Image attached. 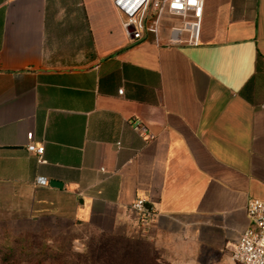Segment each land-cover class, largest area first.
<instances>
[{
	"label": "crops",
	"instance_id": "1",
	"mask_svg": "<svg viewBox=\"0 0 264 264\" xmlns=\"http://www.w3.org/2000/svg\"><path fill=\"white\" fill-rule=\"evenodd\" d=\"M122 19L112 0H0V238L84 230L226 264L264 202V0H204L197 46L131 41Z\"/></svg>",
	"mask_w": 264,
	"mask_h": 264
},
{
	"label": "built area",
	"instance_id": "2",
	"mask_svg": "<svg viewBox=\"0 0 264 264\" xmlns=\"http://www.w3.org/2000/svg\"><path fill=\"white\" fill-rule=\"evenodd\" d=\"M204 0H112L114 8L123 16L121 26L131 41H139L151 35L158 43L179 44L186 37L189 45L197 46ZM176 23L166 21H173ZM166 30L167 38L162 31ZM122 94V90L118 91ZM133 130L145 136V129L139 123H133ZM151 138V137H150ZM25 149L36 158L38 164H44L43 144L33 141L32 133L26 134ZM36 183L44 186L46 180L37 178ZM145 200L137 198L130 206V212L137 217L139 224H145L151 214L144 208ZM248 227L240 235L237 244L230 253L235 264H264V202L251 200L245 209Z\"/></svg>",
	"mask_w": 264,
	"mask_h": 264
},
{
	"label": "trees",
	"instance_id": "3",
	"mask_svg": "<svg viewBox=\"0 0 264 264\" xmlns=\"http://www.w3.org/2000/svg\"><path fill=\"white\" fill-rule=\"evenodd\" d=\"M85 249L84 254H66L63 249L52 250L47 244L31 248L30 242L21 236L6 235L0 238V264H12L14 260L13 264H166L144 238L100 236L88 242Z\"/></svg>",
	"mask_w": 264,
	"mask_h": 264
},
{
	"label": "rangeland",
	"instance_id": "4",
	"mask_svg": "<svg viewBox=\"0 0 264 264\" xmlns=\"http://www.w3.org/2000/svg\"><path fill=\"white\" fill-rule=\"evenodd\" d=\"M78 236L77 239H73L72 237ZM21 238L28 240L31 244V248H40L43 245H48L49 248L52 250L57 249H63L66 254L70 252H75L73 251L74 247H84L85 245L88 244L92 239H97L98 236L90 235V233L82 230L80 232H73L71 235H52L51 233L47 231H39L33 233L30 231V233L25 234L24 236H21ZM92 238V239H91ZM78 242V243H77ZM14 244H18L17 240H14ZM160 254V258L162 262H165L166 264H169L165 257L158 251ZM229 261H226V264H235L233 261L230 259V255H228ZM16 260L12 261V264L15 263ZM8 264H11L9 262ZM204 264H219V263H214V262H206ZM222 264V263H221Z\"/></svg>",
	"mask_w": 264,
	"mask_h": 264
},
{
	"label": "clouds",
	"instance_id": "5",
	"mask_svg": "<svg viewBox=\"0 0 264 264\" xmlns=\"http://www.w3.org/2000/svg\"><path fill=\"white\" fill-rule=\"evenodd\" d=\"M78 243V242H77ZM73 251L80 253V254H84L86 252V249L84 247H74Z\"/></svg>",
	"mask_w": 264,
	"mask_h": 264
}]
</instances>
